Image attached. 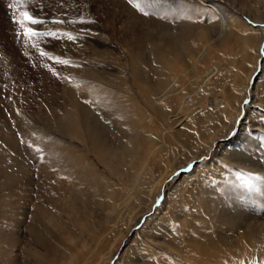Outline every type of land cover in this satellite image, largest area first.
I'll return each mask as SVG.
<instances>
[{
    "label": "rangeland",
    "instance_id": "374dc122",
    "mask_svg": "<svg viewBox=\"0 0 264 264\" xmlns=\"http://www.w3.org/2000/svg\"><path fill=\"white\" fill-rule=\"evenodd\" d=\"M193 6L196 16L188 21L184 15ZM127 10L132 14H127ZM25 13L36 23L25 20ZM181 20L194 26L195 38L202 42L204 54L193 56L198 71L188 68L196 72L184 80L179 91L188 103L202 92L206 98L212 97L218 107L222 106L225 113L224 122L215 128L216 131L213 130L212 136L195 141L192 147L182 145L174 132L167 130L143 105L137 86L139 83L140 87L146 86L133 81L127 60V53H130L134 68L143 71L137 54L148 51L150 40L160 44L164 33L171 39L184 40ZM115 83L120 86H115ZM90 85L91 89L88 88ZM84 89H88L86 97ZM72 90L79 92L76 96L88 127L95 132V145L101 146L112 166L121 174L125 176L132 172L138 175L137 180L144 179L143 193H134L119 178L111 177L102 164L84 154L80 144L59 140L61 137L55 131L56 126L48 117L52 112L56 115L63 112ZM89 93L100 95L98 98L103 99V103L99 105L95 100L89 101ZM112 94L124 95L138 104L136 116L142 120V128L148 129L145 135L142 134V141L137 135L142 129H136V123H132L135 125L131 131V139L135 137L133 141L130 139L132 143L129 141L131 133H121L123 136H120L116 124L110 119L109 108L115 103ZM239 103L241 108L237 114ZM242 134L251 139L253 145L249 154L252 157L257 153L253 157L260 160L258 165L261 167L257 171L264 183V0H123V4L118 0H0L1 152L24 161L26 169H29L25 173L33 179L30 187L39 192L45 190L43 193L48 192V200L60 204L72 205L85 199L87 204L94 205L92 193H95V187L99 188L101 194L98 195L102 197V182L110 181L115 188L117 215L109 216L101 209L89 212L86 217L84 215L83 219H88L89 234L81 232L79 226L69 221L67 210L60 214L59 209L54 212L58 222L64 225L54 231L57 234L64 231L65 236L70 234L79 238L74 245L65 243L62 238L60 241L59 237H56L58 241L53 240L55 252L71 264H106L108 251L114 252L116 245L120 244L107 264H115L122 251L127 253L134 247L150 254L148 261L155 264H200L201 253H195L197 259L193 253L188 259L176 256L160 246L162 240L155 241L150 234L179 203L191 204L194 212L200 206L202 211L204 207L208 209V200L202 199L206 193L203 186L220 182V177H223L221 168L224 180L233 177L234 180L241 179L248 187L254 184L256 175L240 171L242 166L235 160L232 163L220 161L219 168L211 163L215 155L219 158L223 147L238 152ZM172 144L174 147L167 151ZM64 155L70 161L62 160ZM187 162L191 165L184 166ZM79 163L86 165L77 171ZM41 169L45 175L40 177L38 171ZM205 172H211V177L207 178ZM50 180L64 185L63 189L70 187L68 192L60 191V186L50 184ZM50 186L54 187L53 192ZM122 191L134 197L127 206L123 203ZM3 194L0 190V199L6 197ZM53 194L55 197L51 196ZM36 196L39 200L44 198ZM14 198L16 196L10 194L5 201L20 202L18 197ZM26 204L25 199L22 208L31 209ZM187 205H182L183 211L188 210ZM15 206L12 212L8 210V203L5 208L15 214L21 208ZM28 212H31L28 213V218H31L32 209ZM253 213L252 217L244 216L240 220L246 225L255 222L264 225V209L258 211L255 208ZM174 222L169 228L183 226ZM129 224L131 228L128 231ZM20 227L22 232L18 241L6 251L0 250V264H69L60 258L46 259L43 249L27 243L23 226ZM184 230L186 227L183 226L180 233ZM108 231L110 235H105ZM55 232L52 231L57 235ZM122 235L124 237L120 241ZM82 242H85L87 250L82 249ZM141 262L149 263L145 259ZM119 264L127 263L122 258Z\"/></svg>",
    "mask_w": 264,
    "mask_h": 264
},
{
    "label": "bare ground",
    "instance_id": "6f19581e",
    "mask_svg": "<svg viewBox=\"0 0 264 264\" xmlns=\"http://www.w3.org/2000/svg\"><path fill=\"white\" fill-rule=\"evenodd\" d=\"M118 1L119 3L123 4V0ZM195 11L196 9L194 6L186 10V14L184 16H186L188 21L189 19L191 21L192 18H195ZM129 12L132 14L131 11ZM129 12L127 10V14H130ZM180 22L182 24L181 31L185 37L184 40L179 38L171 39L166 33H164L162 35L163 37H160V44L156 43L154 40H150L149 49L147 48L148 51L146 53H143L142 55L137 54L138 60L140 61L141 66L144 68L143 71L134 68V65L131 63L132 60L130 58V53H127V60L129 70L132 72L133 81H140L145 84L147 88L146 90L145 87H140L141 83H139L140 85L137 86V93H139V97H141V99L143 100V105L157 120L163 123L164 127L167 130L174 132L175 136L179 140H181L182 145L192 147L195 144V141L206 139L208 135L212 134L215 128L218 129L219 125H221L225 120V113L222 106L218 107L212 100V97L210 98L209 96L206 98V95H204L202 92H200V94L198 95L196 94L197 96L194 98L192 103H188L187 99H185L186 97L184 98L179 91V87L184 82V80L188 78L192 72L194 74L196 71H198L197 63L193 61V56L204 54L202 52L204 51L202 42L195 38L196 31L194 26H191V23H186L184 20H181ZM199 42H201V45L199 44ZM188 68H195L196 71H190ZM115 86L119 87L120 85L115 83ZM88 88L91 89V85ZM87 90H82L86 93L85 94L83 92V94H85V97L88 94ZM69 93L70 100L67 106H65L63 112L59 113L58 115L52 112L48 117L56 126L55 131H57V133L61 137V139L59 138V140L63 142L68 140V143L75 142L77 143V145L80 144V146H82L85 150L84 154L96 159L97 162L102 164L111 177L119 178V180L122 181L123 185L129 187V189L134 193H143L145 190L144 179L141 180L142 178H139L137 180L138 175L132 172L129 175L125 176L121 174V171L116 170V168L112 166L104 151L100 149L101 146L98 145V147L97 145H95V132L88 127L85 119V113L80 107L79 98L76 96L79 92L77 93V91H73ZM93 93H89L91 94V96L88 95V97L90 98L89 101L93 102V100H95V102L99 105L102 104L103 99L100 100L98 98L100 97V95H98L97 97ZM123 93L126 94L125 92ZM92 94L95 97H92ZM112 95H114L115 98V103L113 102L114 105L111 102L114 107L109 108V105V107L106 106V108H109L110 119L114 121V124H116L120 136H123L121 133L130 134L131 131H133L135 128V125H133L132 123H136V129H138L139 127L140 129H142L140 131L141 134H137L140 136L141 140V138L143 137L142 134L145 135L148 129L142 128V120L140 119V117L138 118L136 116V114L139 113L138 104L136 102H132L124 95ZM240 104L241 103L238 104L239 108L237 110V114L240 112ZM219 110L221 112H219ZM217 112H219V114ZM133 114L135 115L132 118ZM135 116L137 119L135 118ZM135 120L136 122H134ZM132 133L129 136V141L131 139ZM241 137L242 143L239 146L240 150L238 152L232 150L228 151L227 148L223 147L222 151H220L219 154L220 160L219 158H216L217 155H215L214 159L211 160V163H214L219 168L220 161H227V163H232V161L235 160L236 164H241L242 166L241 168H239L240 171H246L247 173L249 172V174L252 173L256 175L255 177L257 178V180L254 181V184L251 187H248L241 179L238 178H235L234 180L233 177H228L226 180H224L225 175L222 170L223 168H221L220 170L222 171L220 173L223 174V177H220V182L207 186L204 185L206 178L202 179L201 182L203 184H201L202 186L204 185L203 188L206 191L205 195H202V199H207L210 207L208 209H204V207V211H202L200 206L194 212V209L190 207L191 204H185L187 205L186 207L189 206L187 211H183L182 208L185 205L182 203H179V205H175V207L173 206L172 209H174L169 212V215L167 217H164L160 221L158 227L155 228L154 231L150 234V237L152 239H155V241L162 240L160 242L161 247H164V249L169 250L176 256L180 255L182 258L186 259H188L189 255H191L190 253H193L192 256L197 259L198 257H195V253L199 252L201 253V258L199 259L200 264H264V225L256 222L251 225H246L245 223H243L244 221L240 220V218L244 216L252 217L254 215L253 210L255 208H257L258 211H262L264 209V183L261 180L262 176H260L259 171H257V169L261 167L258 164L261 163H259L260 160L257 161L256 158L253 157L254 155H257V153H254V155L252 154V157L249 154V151H252L251 145H253L251 139H249V136H245L244 134H242ZM131 140H135V137H133ZM136 141L138 142V139H136ZM130 143L132 142L130 141ZM237 143L238 142H236L235 144ZM173 147V144L170 145L167 148V151H169ZM203 148L204 150H208V148ZM74 156L76 159V155ZM192 158L195 157L192 156ZM62 160L70 161V158L67 155H64L62 156ZM253 162H255L256 164ZM23 163L24 161H18L16 158H12L11 156L4 154L0 150V190L2 191V194L4 193V196L8 197L11 194L14 197L15 195L16 198L18 197V201H20L19 203H10L8 199L7 202L5 201L6 197L4 199L3 197L0 199V250L6 251V249L11 247L13 243L18 241V235L20 232H22V230L20 229V225H22L23 234L26 236L25 239L27 240V243L43 249L45 251L46 259L57 260L60 258V261L63 260L66 263L71 264L70 262H68L67 258L63 257L61 254L58 255V253L55 252V250L53 249V240L58 241V238L56 237H59L60 241L62 238L65 243L74 245L75 242L79 241V238L70 236L69 232H66V235H69L65 236L63 234L64 231L58 232L59 234L56 233L57 231H54L56 228L58 229L61 227L60 229H62L64 226L63 224H60L58 222L59 220H57L56 218L57 214H54V212L59 209L60 214L61 212H66L65 210H67L68 216L70 217L69 221L75 223L76 227L79 226L81 232L84 231L86 234H89V230L87 227L88 219H83L84 215V217H86L89 212L95 213V211L99 209L107 212V215L109 216L117 215L118 205L114 202L115 188L110 181L102 182V197L98 195L101 194L99 188L95 187V193H92L94 194L93 198L95 199L94 205H91V203L87 204L86 202L88 200H86L85 202V199L83 201L79 200V202L73 203L72 205H67L65 203L60 204L55 200H48V192L46 194L43 193L45 190L43 192H39L31 188L32 186L30 183L33 181V179L29 173H25L29 169H26L27 165L25 166V164ZM190 163L187 162V165L185 164L184 166L191 165ZM85 165L81 163L77 164L76 170L80 171L84 168ZM89 169H91L92 171V168ZM38 173L40 174V177L45 175L42 169L39 170ZM210 173L211 172L207 174V172H205L204 175L206 174L208 178V176H210ZM87 175L88 173L86 172V176ZM51 182L52 181L50 180V184H57V186L59 185L60 191H63L65 193H67L70 188L66 187V189H63L64 185ZM81 185L82 184H80V186ZM50 187L51 191L53 192L54 187ZM57 190L58 189H56V191ZM199 191L201 192L202 190L199 189ZM37 194L39 196L42 195V197L44 196V198H42L41 200H39V198L37 199ZM51 196L53 197L54 194ZM51 196L49 198L53 199ZM122 196L124 197L123 203H125V206L129 205L131 200L134 199L131 194L128 195V193H125L123 191ZM22 199L24 200V202L26 199V205L31 206L33 212L31 218H28L29 214L31 213H29L28 211H30L31 209L29 208V210L27 207V209L24 210L22 208L24 206V202ZM190 201L192 200L190 199ZM7 203L9 204V211L11 210L12 212V210H15V208L12 209V207L17 205L18 207H21L20 209L22 210L18 209V207L16 206L15 207L18 210L23 211L22 214L19 213L20 211L16 213L18 210L15 211V214L9 212L6 209L7 207L5 208V206H7ZM204 203L207 205L206 202ZM186 214L189 215L187 216ZM235 216L238 218H235ZM26 218H28L29 220H26ZM174 221L186 227V230L180 233V228H182L183 226L180 228L179 226L176 228H169L170 224L172 225ZM130 228L131 225L129 224V229H126H128L129 231ZM52 231L57 235L53 234ZM108 233L109 231L105 235H107ZM117 235L121 234L117 233ZM121 237L122 238L120 239V241L124 236L122 235ZM104 241H106V238ZM111 244L113 246V242ZM120 245H116V249L114 252L112 251L110 253V250L108 251L109 254L107 255L105 260L106 264L118 251V247H120ZM82 249L87 250L85 242H82ZM150 257V254H146L144 253V251L134 247L130 248V251H128L127 253L126 251H122L119 260L116 261L115 264H119V261L122 258L125 259V262L127 264H143L141 262L143 259L149 262L147 264H155L152 263V261L150 262V260L148 261Z\"/></svg>",
    "mask_w": 264,
    "mask_h": 264
},
{
    "label": "snow or ice",
    "instance_id": "6c2138e0",
    "mask_svg": "<svg viewBox=\"0 0 264 264\" xmlns=\"http://www.w3.org/2000/svg\"><path fill=\"white\" fill-rule=\"evenodd\" d=\"M24 19H25V20H29V21H30L31 23H33V24L36 23V20H34V19H32L31 17H29L27 13H25Z\"/></svg>",
    "mask_w": 264,
    "mask_h": 264
}]
</instances>
